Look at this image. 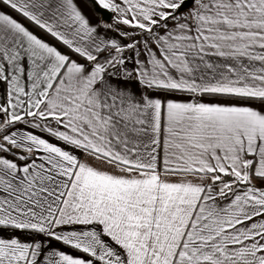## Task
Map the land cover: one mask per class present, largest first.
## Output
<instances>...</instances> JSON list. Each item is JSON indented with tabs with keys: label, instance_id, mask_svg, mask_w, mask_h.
I'll return each mask as SVG.
<instances>
[{
	"label": "snow or ice",
	"instance_id": "6c2138e0",
	"mask_svg": "<svg viewBox=\"0 0 264 264\" xmlns=\"http://www.w3.org/2000/svg\"><path fill=\"white\" fill-rule=\"evenodd\" d=\"M0 264H264V0H0Z\"/></svg>",
	"mask_w": 264,
	"mask_h": 264
},
{
	"label": "crops",
	"instance_id": "0c3cea01",
	"mask_svg": "<svg viewBox=\"0 0 264 264\" xmlns=\"http://www.w3.org/2000/svg\"><path fill=\"white\" fill-rule=\"evenodd\" d=\"M5 11H10L9 9H4ZM86 11H87V14L89 15V16H92V18H93V20H95L96 19V17L95 16H93V14H92V12L90 11V10H87L86 9ZM13 16H16V13H14V12H12L11 13ZM101 15V17H103L102 16V14H100ZM16 18L17 19H21L19 16H16ZM25 23H27L26 21H25ZM29 27H31V25H29ZM33 31H37L36 29H32Z\"/></svg>",
	"mask_w": 264,
	"mask_h": 264
},
{
	"label": "water",
	"instance_id": "95a60500",
	"mask_svg": "<svg viewBox=\"0 0 264 264\" xmlns=\"http://www.w3.org/2000/svg\"><path fill=\"white\" fill-rule=\"evenodd\" d=\"M104 19H107V15L105 13H101Z\"/></svg>",
	"mask_w": 264,
	"mask_h": 264
}]
</instances>
